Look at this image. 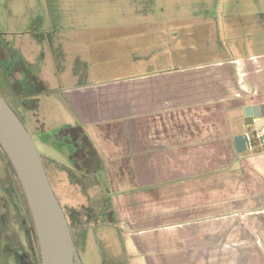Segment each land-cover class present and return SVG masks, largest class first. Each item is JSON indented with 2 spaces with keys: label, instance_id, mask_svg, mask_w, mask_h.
<instances>
[{
  "label": "crops",
  "instance_id": "1",
  "mask_svg": "<svg viewBox=\"0 0 264 264\" xmlns=\"http://www.w3.org/2000/svg\"><path fill=\"white\" fill-rule=\"evenodd\" d=\"M208 1L189 32L147 42L173 43L168 62L151 52L156 60L138 57L121 78L66 96L97 154L82 181L145 264H264V145L253 137L264 118L244 114L264 107V0ZM244 133L252 145L238 152Z\"/></svg>",
  "mask_w": 264,
  "mask_h": 264
},
{
  "label": "rangeland",
  "instance_id": "2",
  "mask_svg": "<svg viewBox=\"0 0 264 264\" xmlns=\"http://www.w3.org/2000/svg\"><path fill=\"white\" fill-rule=\"evenodd\" d=\"M208 3L212 6L208 0H0V44L12 55L10 58L18 59V67L42 85L41 91L40 87H31L32 94L23 98L21 121L35 143L53 189L57 174L63 179L70 204L61 200L60 189L54 191L67 217L72 219L70 214L78 210L80 222L87 226L82 232L78 229L71 233L81 264L145 261L132 248L133 239L121 226L114 222L115 229L100 219V211L111 210L107 204L97 202L103 196L99 190L89 188L90 179L82 181L68 172L73 168L72 152L69 142L59 138L63 130L79 126V120L66 96L78 86L95 87L121 78L130 71V65L125 64L138 57L153 56L156 60L151 52L168 62L173 43L148 49L147 42L160 36H165L160 39L167 42L174 30L189 32L190 27L185 26L201 18ZM209 15L212 20L216 18L213 11ZM176 20L183 28L174 24ZM140 43L142 51L138 50ZM182 45L192 47L189 42ZM10 58H0V73L2 67L11 65ZM9 90L0 88V93L5 97L23 94ZM102 173L98 170L99 181Z\"/></svg>",
  "mask_w": 264,
  "mask_h": 264
},
{
  "label": "water",
  "instance_id": "3",
  "mask_svg": "<svg viewBox=\"0 0 264 264\" xmlns=\"http://www.w3.org/2000/svg\"><path fill=\"white\" fill-rule=\"evenodd\" d=\"M245 116L264 118V107L247 105ZM238 152L249 146L247 135L234 137ZM0 145L11 161L27 199L37 232L42 264H78L66 214L51 185L28 130L0 93Z\"/></svg>",
  "mask_w": 264,
  "mask_h": 264
},
{
  "label": "flooded vegetation",
  "instance_id": "4",
  "mask_svg": "<svg viewBox=\"0 0 264 264\" xmlns=\"http://www.w3.org/2000/svg\"><path fill=\"white\" fill-rule=\"evenodd\" d=\"M3 48L0 44V58H10L12 55ZM10 59L12 60L11 65L2 67L0 88L9 87L10 90L23 91V94L18 96L12 93L7 97L1 95L22 120L19 108L21 109L24 104L23 98L32 94L31 87L36 88L40 85L31 79V75L25 72V69L18 67L20 62L16 57ZM23 77L25 81L21 80ZM65 133L62 132L64 137L60 136L59 139L65 142L72 141L71 134ZM7 158V154L0 145V264H42L32 214L21 184L19 186L20 181L17 174L13 172ZM72 169L74 170V168L68 169V172L70 173ZM82 175L86 174L82 173ZM82 175H79L80 179Z\"/></svg>",
  "mask_w": 264,
  "mask_h": 264
},
{
  "label": "trees",
  "instance_id": "5",
  "mask_svg": "<svg viewBox=\"0 0 264 264\" xmlns=\"http://www.w3.org/2000/svg\"><path fill=\"white\" fill-rule=\"evenodd\" d=\"M41 86L42 85L40 84V86H39L40 91H41ZM66 132L71 134V136L73 138L72 141H69L70 150L72 152L71 158L73 159L72 166L74 168V170L73 169L70 170V174L73 175L74 177L80 178L79 175L81 176L82 173L88 174L90 172V167H91L93 161H95V159L97 158L96 150H95L93 144L91 143V141L88 139L85 132L83 131V129L80 128L79 126L67 129ZM63 133L66 134L65 130L63 131ZM7 160L9 162L13 172L15 173V170H14V167H13L11 161L9 160V158H7ZM19 186H20V183H19ZM108 214L110 215V216H108V219H111V220H107V223L108 222L113 223V218H111L112 211H109ZM70 215L72 216V219L67 217V215H66V217L68 220V224H69L71 233H73L74 230H78V229H81V232L84 231L85 227H87V226L82 224V222H80L81 219H80V215H79L78 210H74ZM103 221H106V220L103 219ZM83 226H85V227H83ZM75 264H78V263L75 261Z\"/></svg>",
  "mask_w": 264,
  "mask_h": 264
},
{
  "label": "built area",
  "instance_id": "6",
  "mask_svg": "<svg viewBox=\"0 0 264 264\" xmlns=\"http://www.w3.org/2000/svg\"><path fill=\"white\" fill-rule=\"evenodd\" d=\"M248 137L249 140V146L247 148H250L252 143H251V135L249 136L248 133H245ZM253 137L255 140H257L261 145H264V130L263 131H258L257 129L253 130Z\"/></svg>",
  "mask_w": 264,
  "mask_h": 264
}]
</instances>
